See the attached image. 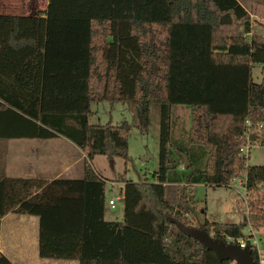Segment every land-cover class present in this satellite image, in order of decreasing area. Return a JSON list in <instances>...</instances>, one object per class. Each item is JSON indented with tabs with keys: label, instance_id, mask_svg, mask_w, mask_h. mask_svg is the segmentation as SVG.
Instances as JSON below:
<instances>
[{
	"label": "trees",
	"instance_id": "1",
	"mask_svg": "<svg viewBox=\"0 0 264 264\" xmlns=\"http://www.w3.org/2000/svg\"><path fill=\"white\" fill-rule=\"evenodd\" d=\"M253 25L237 0H47L44 13L0 15V140L64 137L86 154L79 180L0 174V224L10 212L37 217L44 260L234 264L193 233L241 239L248 221L264 225V209L237 224L189 217L195 185L229 188L245 172L248 192L264 190V166L239 154L246 134L264 147V25ZM95 103L124 105L142 134L160 106L158 171L121 181V221L104 219L106 182L90 164L126 160L130 127L88 125ZM176 106L190 109L186 139L172 132ZM0 264L13 263L0 254Z\"/></svg>",
	"mask_w": 264,
	"mask_h": 264
},
{
	"label": "rangeland",
	"instance_id": "2",
	"mask_svg": "<svg viewBox=\"0 0 264 264\" xmlns=\"http://www.w3.org/2000/svg\"><path fill=\"white\" fill-rule=\"evenodd\" d=\"M246 7H249L250 0H240ZM17 5L24 8V16L44 13L47 8V0H17ZM264 8V7H263ZM31 13V14H30ZM264 13V12H262ZM258 19L261 20V17ZM254 23V22H253ZM254 30L259 33L263 31L254 23ZM260 66H254L252 70L253 81H260ZM94 115L89 118L88 125H119L126 122L129 127L127 159L114 158L108 160L103 156H96L90 166L106 182V199H112L119 196L121 181H131L140 183L143 181L153 182V173L159 168V126H160V106L151 105L149 110V127L145 134L140 133L132 123V115L127 108L121 104L110 105L108 103H95L91 106ZM191 113L183 107H174L172 109V119L174 126L172 129L175 139H186L191 125ZM179 147V145H177ZM247 166H264V147H255L251 149ZM13 177V176H10ZM245 172L241 173L228 187L224 186H204L195 185L192 193L195 197L196 208L193 216H190L192 224H201L204 221L210 223H240L246 213L254 209H264V190L257 192H248L239 185L244 184ZM113 183V185H112ZM248 206H246V203ZM123 207L118 201L115 209L106 207V218L110 221H120ZM18 221L22 220L24 230H28L27 241L31 243L33 233L32 224L28 221L36 217L15 215ZM196 219V220H195ZM246 230H243L245 236ZM11 240V239H10ZM6 242V239H5ZM2 251L6 250V243ZM37 251V250H36ZM32 249H27V258L29 259ZM9 259V258H8ZM12 261L11 259H9ZM20 260V259H19ZM44 260H42L43 264ZM46 264H77V261L57 260Z\"/></svg>",
	"mask_w": 264,
	"mask_h": 264
},
{
	"label": "crops",
	"instance_id": "3",
	"mask_svg": "<svg viewBox=\"0 0 264 264\" xmlns=\"http://www.w3.org/2000/svg\"><path fill=\"white\" fill-rule=\"evenodd\" d=\"M237 1L250 14L255 24L258 26L264 25V13H262L264 8L262 6L256 5L250 0L249 7H246L242 1ZM23 11H25L24 8L17 5V0H0L1 16L20 17L26 14ZM34 15L36 14L31 16ZM259 17H261V20L258 19ZM183 109L190 112L189 108L183 107ZM85 161V152L64 137L49 140H0V174L6 177L13 176L10 178L38 179L46 182L56 179L79 180L84 177ZM95 174L100 177L97 173ZM120 184L123 188L125 183L121 182ZM121 190L119 196H117L119 199ZM121 204L123 207V203ZM15 215L17 214L10 212L1 220L0 254L11 259L13 264H42L44 259H41L38 255V218H30L28 221L33 226V229H31L33 237L30 243L27 241L29 231L23 229V224L25 223H22V220L18 221L15 219L17 218ZM104 219L109 222H115L107 219L106 213L104 214ZM5 243L7 251H2ZM27 249H32L29 259L27 258ZM52 262L53 260H44L43 264Z\"/></svg>",
	"mask_w": 264,
	"mask_h": 264
},
{
	"label": "built area",
	"instance_id": "4",
	"mask_svg": "<svg viewBox=\"0 0 264 264\" xmlns=\"http://www.w3.org/2000/svg\"><path fill=\"white\" fill-rule=\"evenodd\" d=\"M246 125H250L249 121H246ZM258 129L263 127L262 124L257 125ZM260 147L256 141H251L249 135L246 134L245 141L241 143L239 147V154L242 157H249L252 148ZM245 182V181H244ZM113 185V184H112ZM243 190H245L246 194L248 193L245 185L243 183L239 184ZM119 201L118 197H114L107 202V206L110 209H115L116 202ZM246 203V201H245ZM246 206L247 203H246ZM248 216V211L246 213ZM245 236L243 238L235 240L230 237H226L225 243L237 245L240 249H248L252 258L256 261L257 264H264V225L261 227H254L248 221L246 227Z\"/></svg>",
	"mask_w": 264,
	"mask_h": 264
},
{
	"label": "water",
	"instance_id": "5",
	"mask_svg": "<svg viewBox=\"0 0 264 264\" xmlns=\"http://www.w3.org/2000/svg\"><path fill=\"white\" fill-rule=\"evenodd\" d=\"M182 158L185 167H188L189 163L186 156L183 155ZM119 203H123V199H119ZM193 238L212 251L220 262L229 261L234 264H257L248 249H240L237 245L213 240L208 235L199 231L193 233Z\"/></svg>",
	"mask_w": 264,
	"mask_h": 264
}]
</instances>
